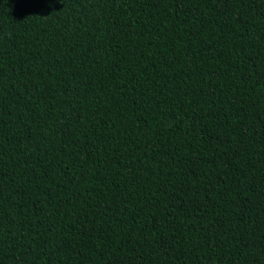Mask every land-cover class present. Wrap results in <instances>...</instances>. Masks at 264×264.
Segmentation results:
<instances>
[{"label":"trees","instance_id":"1","mask_svg":"<svg viewBox=\"0 0 264 264\" xmlns=\"http://www.w3.org/2000/svg\"><path fill=\"white\" fill-rule=\"evenodd\" d=\"M0 264H264V0H0Z\"/></svg>","mask_w":264,"mask_h":264}]
</instances>
